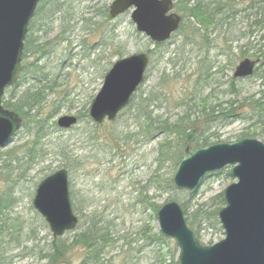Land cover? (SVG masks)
<instances>
[{
    "label": "rangeland",
    "instance_id": "374dc122",
    "mask_svg": "<svg viewBox=\"0 0 264 264\" xmlns=\"http://www.w3.org/2000/svg\"><path fill=\"white\" fill-rule=\"evenodd\" d=\"M111 1L74 0L73 3L76 18L94 15L92 19L97 23L90 26L88 40L97 44L96 51L93 47L87 49L80 45V37L87 35L81 28L80 19L70 28L68 41H53L59 30L57 17L52 24L54 32L48 37L42 34L38 40L40 43L51 42L47 47L49 59L39 63L44 65L47 73L58 76L55 79L57 86L50 84L52 88L44 89L45 99L30 112V121L24 124L22 120L10 142L0 147V205L10 202L2 215L14 239L10 244L1 245L7 250H4L0 264H48L38 255L35 257L34 252L47 251L52 240L59 239L68 245L90 221L97 228L106 229L110 237L94 264H175L178 262L175 241L165 237L169 242L161 245L160 240H154L160 229L156 212L151 208L152 204L160 207L173 199L182 208L188 207V213L198 207L207 212L195 225L187 221L193 230H198L201 245H211L224 238L216 213L225 206L224 189L236 182L229 173V165L204 176L194 191L180 190L172 184L168 186L167 181H172L178 160L169 159V156L158 160L160 143L166 135H146L139 129L141 122L133 120V113L128 110L114 122L105 121L95 128L87 125L90 119L87 113L106 70L116 59L134 52L151 51L144 81L136 93L158 92V101L149 107L154 117L175 122L180 115H188L190 124L193 123L197 131L207 128L208 134L219 136L213 141H233L242 133H252L255 129L245 118L222 123L211 121L208 114L209 106L219 104L220 108L233 105L238 108L237 115L242 116L247 110L246 99L264 101V79L260 74L264 67V28H253L248 35L255 10L250 9L248 13L232 10L233 17L227 21L228 25L210 32L209 46H206L201 36L192 32L198 24L175 5L174 12L182 16V29L165 44L154 48V43L137 32L131 22L129 14L133 7L116 18L99 16L103 6L108 9ZM229 1L236 10L250 3L248 0ZM43 24L46 31L51 27L50 22ZM240 34L245 35L237 40ZM243 58L259 60L261 69L250 78L235 81L237 89L231 91L232 72ZM208 67L210 81L202 84L203 70ZM29 82L30 76L24 77L15 94L18 95ZM85 113L87 118L82 117ZM62 115L76 116V124L69 129L58 127L56 120ZM258 129L253 136L264 142V132L259 133ZM110 131L119 137L117 143L112 141ZM169 140L181 158L185 144L180 146L175 135ZM59 148H65L66 154L75 162L61 161L56 155ZM32 152L36 158L30 165L23 157ZM59 168L68 169L70 201L78 224L54 238L49 224L31 201L37 184ZM210 212L215 214L209 215ZM65 255L64 263L81 264L86 249L82 244L72 245ZM163 255H166L164 260Z\"/></svg>",
    "mask_w": 264,
    "mask_h": 264
},
{
    "label": "water",
    "instance_id": "95a60500",
    "mask_svg": "<svg viewBox=\"0 0 264 264\" xmlns=\"http://www.w3.org/2000/svg\"><path fill=\"white\" fill-rule=\"evenodd\" d=\"M39 2L0 0V147L10 142L21 125L22 118L4 108L1 97L7 86L18 80L28 25ZM173 5L172 0H112L108 17L116 18L133 7L129 17L136 30L154 43L165 42L181 21ZM149 60L146 52H134L113 62L89 103L88 115L94 124L115 120L143 83ZM257 62L241 59L232 76L250 77ZM76 121L74 115H62L56 124L70 128ZM183 153L172 174L177 189L194 191L204 176L228 165L236 182L224 189L225 206L217 211L224 238L211 245L200 244L177 201L169 200L159 207L158 229L175 241L179 264H264V142L245 136L202 147L187 145ZM32 203L49 224L53 237L64 235L78 223L72 212L67 169L45 176L35 188Z\"/></svg>",
    "mask_w": 264,
    "mask_h": 264
},
{
    "label": "trees",
    "instance_id": "16d2710c",
    "mask_svg": "<svg viewBox=\"0 0 264 264\" xmlns=\"http://www.w3.org/2000/svg\"><path fill=\"white\" fill-rule=\"evenodd\" d=\"M248 1H250L249 5L244 6L240 10L234 9L232 1L229 0L226 2H223L222 0H175L174 4L180 7L184 11V14H188L191 19H194V23L198 24V26L196 29H193L192 32H194V34L196 35L198 34L199 36H201V40L204 43L203 45L209 46V33L217 29L219 26L221 27L223 25H228L227 21L229 20V18L233 17L232 10H234V12L241 11L244 13H248V10L250 9L255 10L254 18L252 20V24L250 25V28L252 27V30H249L247 32L248 35L253 32V28H257L258 30L264 28V18L262 17L264 14V0ZM73 3L74 0H41L36 7V12L31 19V22L28 25L26 38L24 40V47L22 52L23 57L18 81L11 87H7L3 96L1 97L3 107L12 109L17 112L20 115V118H22V120L24 121V124L30 121V118L28 116L30 115V112L38 108L40 103L45 99V96L43 95L45 92L44 89L52 88L50 84H55V79L58 77L54 74L47 73L44 70V65L39 63L42 61V59H49V52L47 47L51 42L48 41V43H40L38 42V40L42 34L43 37H48L49 33L54 32L52 24L55 22V20H59L57 26L59 30L58 33L53 36V41H68L71 33L70 28L76 26L80 19L82 21L81 28L87 34L86 36L80 37V45L83 48L86 47L87 49L93 47V51H96L97 44H95V42H89L88 40V33L91 32L90 26L97 23L95 22L96 20L92 19L94 15H91L90 17L79 16V18H76L73 14ZM230 11L231 14L229 13ZM99 16H106V18H109L108 9H106L105 6H103L101 11L99 12ZM45 22L46 24L47 22L51 23V27L48 28L49 30L47 31V28H43V26H45L43 23ZM180 28L182 29L181 23L179 29ZM244 35L245 34H240L237 40H239ZM165 43L166 42L155 43L154 48L159 47L160 45H163ZM150 52L151 51H148L147 53L149 54ZM87 57L90 58V54H88ZM60 65L58 67H60ZM259 66L256 67L254 72L261 69V67ZM58 67L57 69H59ZM210 74V68H204L201 79L202 84H207V82L210 81ZM260 74L264 79V67L260 70ZM28 76H30L29 85L23 88V90H21L18 95L15 94L18 83L22 81L24 77ZM237 80L239 79H236L234 77H232V79L230 80L229 87L231 91L237 89L235 87V81ZM38 82H42V84L40 85ZM158 95V92L155 93L153 91H148L147 93L140 92L139 94L136 93L132 96L126 108L119 113V115H121L122 112L126 110L132 112V119L135 121H140L142 123L139 124V129L146 135L159 133L166 135V138L160 143L161 147L158 154V160L162 157L167 156H169V159H172L174 161H179L182 158H179V151L177 152V150L174 149L173 144L170 143L169 139L174 135L176 139L179 140L178 143L180 144V146L185 144V146L190 145L191 147H202L203 145H209L213 144L214 142H218L213 141V139H218L219 136L216 133L208 134L207 128H205L206 130L202 129L200 131H197L195 125H193V123L190 124L191 122L187 118L188 115H180V117L177 118L175 122H168L167 119L163 120L159 117H154L149 107L151 106L152 102L158 101ZM244 105L247 110L246 112H244V114H242V117L237 115L236 111L238 108L234 107L233 105H230L228 108H220L219 104H213L209 106V119L211 121L218 120L222 123H226L228 120H232L235 118H245V120L251 122L250 127H253L255 131L252 133H242L238 136V138L253 136L255 135V133H257L256 131L258 128L260 129H258L259 133L264 132V101L257 99H246L244 101ZM82 117L87 118L86 113L83 114ZM186 118L187 120H185ZM87 125L91 128H95L102 126L103 123L93 124L92 121L88 119ZM38 128H40L41 130L40 124ZM110 134H112V141L117 143L119 137L113 136L112 131H110ZM56 155L60 157L61 161H66L67 163L75 162V160L72 161L66 154L65 148H59L58 152H56ZM35 158L36 155H33V152L32 154L29 153L25 157H23V159L29 162L30 165ZM1 166H5V164L1 163ZM66 167L71 169L70 165H67ZM170 184H172V181H167V185L169 186ZM219 196L221 197V195ZM221 203H223V200H221ZM9 204L10 202L6 204L1 203L0 205V259H3L4 250H7L5 247H1V245L10 244L14 240L12 232H8L9 229L6 226V218L2 215L3 209L5 207L7 208ZM151 208H153L155 212H157V210L159 209L155 204H152ZM188 209L189 208L185 205L183 206V211L185 214L187 213L186 218L190 225H195V222H200L201 219H204V216L207 213L205 211H202V209L199 207L195 208V210L190 213H188ZM214 214L215 212L209 213V215L212 216ZM194 231L195 237L198 238V230ZM109 238V233L106 231V229L102 227L97 228L96 225L90 221L85 229L74 235L72 241L68 245L64 244V242H61V240L59 239L52 240L47 251L39 249L36 250L33 255L35 257H37L38 255L40 259L47 260L48 264H58L59 262L64 263L63 260L66 259L65 254L67 253L69 247H71L72 245L82 244L86 249V255L81 264H94L100 257L103 246L106 244V242H108ZM154 240H160L161 245L169 242V240H167V238H165V236H163L161 233L154 237ZM175 249L176 246L174 247V250ZM165 256L166 255H163L162 260H164ZM175 264L179 263L176 262Z\"/></svg>",
    "mask_w": 264,
    "mask_h": 264
}]
</instances>
